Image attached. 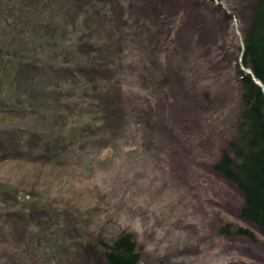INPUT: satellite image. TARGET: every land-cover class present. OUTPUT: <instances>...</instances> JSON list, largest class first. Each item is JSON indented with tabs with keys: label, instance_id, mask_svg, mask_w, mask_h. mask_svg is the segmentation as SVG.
I'll use <instances>...</instances> for the list:
<instances>
[{
	"label": "trees",
	"instance_id": "obj_1",
	"mask_svg": "<svg viewBox=\"0 0 264 264\" xmlns=\"http://www.w3.org/2000/svg\"><path fill=\"white\" fill-rule=\"evenodd\" d=\"M133 3L134 0H0V114L5 119L7 114L14 121H3L0 134L13 135L11 138L15 139L13 144L3 139L0 143H7L9 152L33 150L46 165L53 161V153L74 156L83 145L90 151L85 152L87 157L102 154V142L123 138L126 129L142 130L147 119L156 129L164 128L172 123L168 120V106L161 105L169 78L173 84L179 82L194 101L200 102L199 106L207 101L195 89L200 73L177 53V39H169L174 44L170 49L160 52L151 46L144 52V45L152 39L148 34L154 28V20L150 16H127ZM249 5L242 60L264 86V0H253ZM160 57L169 60V74L152 70L153 61L159 64ZM235 61L239 80L234 100L239 107L234 114L239 113L231 120L232 127H227L226 146L210 159L209 166L214 174L226 178L239 190L241 217L264 234V89L252 73L242 69L239 60ZM40 97L46 98L48 108L39 105ZM71 111L78 114L76 126L68 122ZM34 113L41 116L34 117ZM11 114H17L20 122ZM152 139L146 137L145 143ZM134 140L144 147L140 138L136 136ZM94 158L86 162L91 165ZM93 193L94 199H102L99 191ZM28 206L21 201V205L1 208L5 214L19 212L25 229L15 233L9 228L6 234L0 231L1 255L8 252L11 256L15 248L25 244L35 249L38 256L40 250L43 253L54 246L55 237L61 243L71 234L64 230L66 236L62 238L58 230L71 229L77 222L75 216L64 215L58 209L56 216H45L51 224L46 222L45 229H34V221L41 217H35L36 212ZM110 214L103 220L99 219L101 215L95 216L100 222L90 223L87 235L78 230L72 234L79 238L75 236L76 245L67 249L70 252L65 251L67 264H78L83 250L89 253L91 246L101 253L98 264L141 263L144 251L137 234L125 228L116 230ZM63 221L67 224L63 225ZM102 225L105 233L95 234L93 230ZM220 225L221 236L258 240L249 226L232 221Z\"/></svg>",
	"mask_w": 264,
	"mask_h": 264
},
{
	"label": "rangeland",
	"instance_id": "obj_2",
	"mask_svg": "<svg viewBox=\"0 0 264 264\" xmlns=\"http://www.w3.org/2000/svg\"><path fill=\"white\" fill-rule=\"evenodd\" d=\"M252 1L134 0L127 16H150L154 20V28L148 34L152 39L144 45V52H148L147 47L160 52L170 49L174 44L169 39H177V53L200 73L195 89L207 101L199 106L200 102L194 101L179 82L173 84L169 78L161 105L168 106V120L172 123L156 129L147 119L142 130L126 129L123 138L102 142L104 153L95 154L91 165L86 161L94 156L85 155L90 152L87 145L77 149L74 156L55 152L53 161L44 165L38 152H9L10 146L0 143V210L7 204L14 207L25 202L26 207L30 205L29 210L36 212L34 216L42 219L34 221V229H45L46 222L51 224L47 220L49 214L58 209L64 215L75 216L77 221L71 229L58 230L62 238L66 236L64 230L71 234L61 243L55 237L51 249L42 253L40 245L37 256L35 249L24 244L13 250L12 258L8 252L0 254V264H67L65 251H71L67 249L76 245L78 237L72 234L78 230L87 235L89 226L96 224L95 216L101 215L99 219L103 220L108 213H112L116 230L125 228L137 234L144 251L140 264H264V234L241 217L239 190L226 178L214 174L209 166L210 159L226 146L227 127H232L231 120L239 113L234 114L239 107L234 100L239 80L235 58L240 61L245 12ZM233 7L238 9L234 11ZM168 63L160 57L159 64L153 61L152 70L169 74L172 71ZM241 67L247 72L252 70L244 66L243 60ZM189 73L192 74L191 69ZM39 102L42 108H48L46 98L40 97ZM117 104L113 107L118 111ZM71 113L68 122L76 126L78 114ZM11 115L19 119L17 114ZM6 118L0 114V124L14 122L7 114ZM136 136L144 147L134 140ZM148 136L153 137L152 142L145 143ZM11 137L14 136L0 134V141L13 144L15 139ZM22 152L27 155L25 158ZM4 185L14 188V193ZM96 191L102 199H94ZM18 213L0 211L1 232L6 234L9 228L15 233L25 231ZM225 221L253 228L258 240L219 235L218 228ZM98 231L105 233L103 225L93 230L95 234ZM83 252L78 264L100 263L97 247H89L90 254Z\"/></svg>",
	"mask_w": 264,
	"mask_h": 264
},
{
	"label": "bare ground",
	"instance_id": "obj_3",
	"mask_svg": "<svg viewBox=\"0 0 264 264\" xmlns=\"http://www.w3.org/2000/svg\"><path fill=\"white\" fill-rule=\"evenodd\" d=\"M242 43H244V41H243ZM244 48H245V47H244ZM244 48H242L241 55H240V61H241V64H242V56H243ZM248 72H250V73L253 74L254 78L257 80V82L260 83V85H262V87H263V89H264V86H263L261 80H259V79L254 75L253 71H252V70H249Z\"/></svg>",
	"mask_w": 264,
	"mask_h": 264
},
{
	"label": "water",
	"instance_id": "obj_4",
	"mask_svg": "<svg viewBox=\"0 0 264 264\" xmlns=\"http://www.w3.org/2000/svg\"><path fill=\"white\" fill-rule=\"evenodd\" d=\"M239 34H240V36H242L240 32H239ZM242 48H244V43H242Z\"/></svg>",
	"mask_w": 264,
	"mask_h": 264
}]
</instances>
